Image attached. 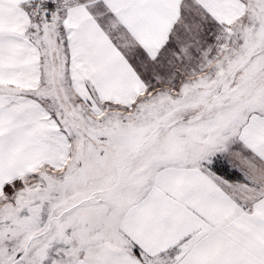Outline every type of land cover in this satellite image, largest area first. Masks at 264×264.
<instances>
[{"label":"snow or ice","instance_id":"6c2138e0","mask_svg":"<svg viewBox=\"0 0 264 264\" xmlns=\"http://www.w3.org/2000/svg\"><path fill=\"white\" fill-rule=\"evenodd\" d=\"M0 264H264V0H0Z\"/></svg>","mask_w":264,"mask_h":264}]
</instances>
